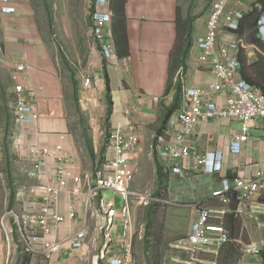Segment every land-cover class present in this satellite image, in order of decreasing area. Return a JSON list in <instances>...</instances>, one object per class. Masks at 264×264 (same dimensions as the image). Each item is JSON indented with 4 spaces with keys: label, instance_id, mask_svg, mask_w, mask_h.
Returning a JSON list of instances; mask_svg holds the SVG:
<instances>
[{
    "label": "crops",
    "instance_id": "1",
    "mask_svg": "<svg viewBox=\"0 0 264 264\" xmlns=\"http://www.w3.org/2000/svg\"><path fill=\"white\" fill-rule=\"evenodd\" d=\"M29 2H0V6L7 4L14 8L0 15V264H23L21 243L18 235L14 239L13 220L7 213L23 210L27 197L30 198L29 188L36 182L27 176L31 161L26 149L31 131L39 130L42 141L49 146L64 133L73 173L95 174L105 160L94 169L90 162L105 141L104 157L111 154L108 147L111 129L119 123L132 126L138 136L137 149L131 157L135 179L145 174L159 183L158 171H162L166 182L164 187L158 184V192L172 197L170 201L176 203L169 204L174 210L179 211L186 205L179 199L196 203L191 209L187 233L196 207L219 204L211 192L222 179L249 177L257 170H264L262 119L252 123L249 139L242 143L240 153H232L229 149L232 134L239 131L237 120L209 119L194 128L188 144L200 153L221 152L224 167L220 174L173 173L170 161L159 155L162 146L174 141L169 122L183 107L184 89L194 84L208 86L214 81L212 71L198 61L197 45L198 38L206 31L211 0H207L208 7L204 10L203 0H109L103 6L97 5L103 2L101 0H81L85 13L81 21L74 15L70 1L64 18L66 23L53 24L52 28L38 23ZM186 2L187 8L183 6ZM57 7L56 3L55 11ZM245 8L246 11L241 0H234L230 7L248 15L261 13L264 0H247ZM99 10L109 11L111 16L104 39L97 40L93 26L94 14ZM183 21H187L186 27L190 28V38ZM248 29V37L256 42L253 39L257 34L256 23H251ZM105 40L112 43L109 54L101 49ZM257 42L260 43L258 39ZM250 47L254 62L255 47ZM259 52L264 56L262 44ZM239 58L243 59V53ZM20 64L24 65V70L19 73L18 81L30 89L26 94L28 104L39 115L29 125H21L14 118L12 76ZM86 77L90 80L88 86L84 84ZM214 99L222 101L223 95H216ZM19 137L21 141L18 142ZM158 185L152 184L153 188ZM150 190L147 188L144 192L148 194ZM143 207H136L133 215ZM225 218L236 221L235 234L241 235L243 242L264 240V225L258 226L256 220L247 216ZM81 221L79 217L77 225ZM261 221L264 224V216ZM118 232L120 234L119 229L116 234ZM95 234L94 225L88 224L82 248L60 253L50 264H90L91 255L101 247V237L95 249L89 246ZM231 245L227 243L221 248L217 264H226V261L264 264V249L260 255H247L240 249L233 251ZM152 251L149 244L142 242L137 251L134 247L136 264H153ZM29 258L30 264H42L37 256Z\"/></svg>",
    "mask_w": 264,
    "mask_h": 264
},
{
    "label": "built area",
    "instance_id": "2",
    "mask_svg": "<svg viewBox=\"0 0 264 264\" xmlns=\"http://www.w3.org/2000/svg\"><path fill=\"white\" fill-rule=\"evenodd\" d=\"M241 1L246 11L247 0ZM107 3L108 0H103L97 5ZM233 3L234 0H211L206 31L198 38L197 45L198 61L212 71L214 81L208 86L186 87L183 107L170 119L174 141L162 146L159 155L170 161L174 173L204 171L220 174L223 171L221 152L200 153L188 144L194 128L202 121L237 120L240 128L232 134L229 149L232 153H240L242 143L249 139L252 123L256 119L264 120V91L242 77V62L238 56L251 47L247 35L239 33L243 13L230 9ZM110 16L106 10L95 12L93 34L97 40L104 39L110 27ZM250 16L257 29L262 26L264 10ZM256 36H259L258 30ZM103 48L110 51L108 41H104ZM17 69L22 71L24 66L18 65ZM85 80L86 83L89 81ZM28 90V86L20 83L14 87V109L21 125H29L39 117L24 98ZM219 94L223 95L222 101L214 99ZM30 133L26 156L31 166L27 176L39 184L29 188L30 198L27 197L20 214L12 210L7 213L15 219L24 250L39 257L42 264H50L60 253L82 248L88 224H93L96 234L89 241L90 248L97 247L99 237L102 241L100 249L91 255L90 264H136L133 255L134 209L147 205L151 199H159L131 190L135 173L131 157L138 145L134 128L119 123L111 129L108 143L111 154L106 156L103 166L95 174L73 173L64 133L53 146L42 141L39 130ZM115 193L122 194L124 200L120 209L115 207ZM211 194L222 206L196 207L189 232L167 243L168 254L163 255L159 264H217L221 248L230 242L237 244L243 254L262 253L264 240L253 243L243 242L239 236L232 237L224 219L227 215L247 216L256 220L258 226L264 225L261 221L264 216V170H257L249 177H226ZM79 217L82 221L77 225ZM118 229L120 235L114 240Z\"/></svg>",
    "mask_w": 264,
    "mask_h": 264
},
{
    "label": "rangeland",
    "instance_id": "3",
    "mask_svg": "<svg viewBox=\"0 0 264 264\" xmlns=\"http://www.w3.org/2000/svg\"><path fill=\"white\" fill-rule=\"evenodd\" d=\"M70 1L72 3V7L74 9V13H75L74 15H76L77 19H80V21H81L83 15L85 14V13H83V4L81 3V0H30L29 4L31 6V9L34 12V17L38 20V23L44 27L48 26V27L52 28L53 24L56 25V24L60 23L61 25H63L64 23H66L64 18H65L67 11H68ZM56 3L58 4L57 11H55V8H54ZM187 4H188V2L184 3L183 6L188 7ZM202 7H203V10L208 7L207 0L206 1L203 0V6ZM186 8H184L185 9L184 11H187ZM187 13H188V11H187ZM87 22H88V19L86 18L85 24ZM257 38H258V36H257ZM251 54H252L251 50H250V52L248 51V52L243 53V59L246 61V64L252 63L253 57H250ZM253 54L256 56L258 53L254 50ZM14 85H15V83H14ZM13 88H14V86H13ZM13 95H14V90H13ZM14 100H15V96H14ZM15 117L17 118L16 112L14 114V118ZM109 141L110 140H108V143H109ZM106 144H107V141H105L103 144H101V146L98 147L97 154L95 153L96 156L94 158H92V160L90 162L91 168L94 169L96 167H99L101 164H103L104 160L106 159V157H104V152L106 151ZM140 171H141L140 173H142V168L140 169ZM153 183H155L157 185L159 184V183H157V181H154L153 177H151L149 179L148 177H146L145 174H142L138 179L137 178L135 179V177H134V181L131 185V190L139 192V189H140L141 192H139V193H143V194H145L144 190H147V188H150L151 192L148 193V195H150L151 197H156L159 199V201H155V200L151 199L149 201V203L147 205H145V207L142 206L143 207L142 209H140V208L137 209V213L135 215H133L134 216V245H135L134 247H135V251H137L138 245L141 242L143 244H147V245L149 244V246L152 248H153V245H155L157 247L156 251L158 254V261H159V259L162 258L163 255H165V253L168 254V246H167L168 241L170 242V240L172 241L175 238H179V237L183 236L185 233H187L186 228L190 224L189 220L191 217V209H193V205H195L196 203L194 202L191 204L190 200H188V199H185L184 201H183V199H179L180 203L186 204V205L191 204V205H189L190 207L188 205L187 206L184 205L185 206L184 208H181L179 211H176L169 204L170 202H172V201H170V199L172 197H167V196L162 195L161 192H158L159 191L158 190L159 185L155 186L153 188V186H152ZM135 184H137V186H138L137 188H136ZM145 184H147L146 185L147 187L143 189ZM169 185L171 186V184H169ZM22 197H23V195H22ZM114 198H115V207L117 209H120L122 207V205L124 204L122 194L115 193ZM173 199H175V198L173 197ZM172 203H176V202H172ZM203 204L199 203V205H203ZM213 205L217 206L218 204L213 203ZM18 214H20V213H18ZM135 219H137V220H135ZM237 219H240V218H237ZM12 220H13L12 228L14 230L13 235H14V239L16 240L15 236L18 235V232L16 231V229L14 227V226H16L15 219L12 218ZM120 224L121 223H118V225H120ZM225 226L227 227L226 224H225ZM227 229H228V227H227ZM175 232H176V235H174ZM118 235H120L119 232L117 233V235H115L113 237V239L114 240L117 239ZM230 235H231V233H230ZM237 236H241V235L238 234ZM20 243L22 244L21 240H20ZM21 244H19V247L24 249L23 245H21ZM23 249H22V252H23L22 257L27 256V258H28L27 264H30V258L29 257L32 255H30L26 250H23ZM238 249H239V246H238ZM152 253H153V251H152ZM149 255H150V253H149ZM146 256H148V254H146Z\"/></svg>",
    "mask_w": 264,
    "mask_h": 264
},
{
    "label": "trees",
    "instance_id": "4",
    "mask_svg": "<svg viewBox=\"0 0 264 264\" xmlns=\"http://www.w3.org/2000/svg\"><path fill=\"white\" fill-rule=\"evenodd\" d=\"M251 14L248 15V13H244L242 19L240 20V27H239V33H243L247 35L248 43L249 45H253L255 47L256 52L258 53L255 56V61L246 64V61L244 59L241 60L242 62V77L244 80L248 81L250 84L254 86L260 87L264 91V56L260 54L259 48L261 47V40L255 36L253 39H256V42H252V39H250L249 36V29L248 26L253 22V19L250 17ZM183 24L185 25L186 31L188 32V38L191 37L190 35V28L188 29L187 26V21H183ZM253 24V23H252ZM255 27V26H254ZM256 29V28H255ZM114 36V33H113ZM257 39L259 40L258 43ZM115 42V41H114ZM115 44V43H114ZM248 62V61H247ZM165 174L162 171H158V176H159V183L162 187L165 186L166 182V177L164 176ZM230 216L234 219H237L233 215H227ZM226 216V217H227ZM226 220V218H225ZM226 225L231 233L232 237H236L237 235L235 234V229L237 228L236 221L233 219H227L226 220ZM153 241V240H152ZM232 245V250L237 252L238 251V245L231 243ZM23 249V248H22ZM24 250V249H23ZM157 247L153 245V264H157L158 260V254H157ZM28 258L27 256L23 257V264H27ZM226 264H230L226 261Z\"/></svg>",
    "mask_w": 264,
    "mask_h": 264
},
{
    "label": "bare ground",
    "instance_id": "5",
    "mask_svg": "<svg viewBox=\"0 0 264 264\" xmlns=\"http://www.w3.org/2000/svg\"><path fill=\"white\" fill-rule=\"evenodd\" d=\"M101 1H103V0H101ZM0 2H2V3H5L6 1H3V0H0ZM9 6H7V5H3V6H0V15H2V14H4V13H8V12H10L11 10H7V8H8ZM259 28H263V32L262 33H259V36H258V39H260L261 40V42H262V46H263V50H264V18L262 19V26H260ZM259 28L257 29L258 31H259ZM94 36H95V34H94ZM110 39H111V41H112V38L110 37ZM103 44H104V41H103V43H102V51L103 52H105L106 54H109V53H111L112 52V43H108L109 44V46H110V51H105L104 50V48H103ZM250 46H252L253 47V45H250ZM238 59L240 60V58H239V56H238ZM20 65H22V64H20ZM17 67H18V65H17ZM17 67H16V71L17 72H15V74L12 76V78H13V80H14V83H15V85L16 84H18V83H20V84H22L20 81H18V77H19V73L21 72V71H19L18 69H17ZM24 70V69H23ZM86 79H89V78H86ZM85 82V84H88L89 83V81L86 83V80H84ZM246 81V80H245ZM247 83H249L248 81H246ZM250 84V83H249ZM15 85H14V87H15ZM22 85H24V84H22ZM25 86V85H24ZM256 88H260V87H258V86H255ZM29 89V88H28ZM13 90H14V88H13ZM30 90V89H29ZM28 90V91H29ZM262 90V89H261ZM263 91V90H262ZM14 96H15V92H14ZM24 98H25V100L27 101V97H26V94L24 95ZM28 105V104H27ZM30 106V105H29ZM14 107H15V100H14ZM180 109V108H179ZM179 112V111H178ZM17 114V118L19 117V114L18 113H16ZM37 114V112L35 111V115ZM168 122V121H167ZM239 128H240V126H239ZM168 132V131H167ZM110 140V139H109ZM133 157V156H132ZM102 167V166H101ZM170 170H171V168H170ZM172 171V170H171ZM174 173V172H173ZM184 174V173H183ZM36 185L37 184H39V181H36V183H35ZM212 193V192H211ZM211 196H212V194H211ZM19 197V199H22V198H20V196H18ZM213 197V196H212ZM215 199V198H214ZM22 200H25V199H22ZM216 201L219 203L217 206H222V204L216 199ZM212 206H216V205H212ZM199 207H206V206H199ZM208 207V206H207ZM239 218V217H238ZM246 218V217H245ZM263 222V221H262ZM224 223H225V219H224ZM16 227H17V224H16Z\"/></svg>",
    "mask_w": 264,
    "mask_h": 264
},
{
    "label": "clouds",
    "instance_id": "6",
    "mask_svg": "<svg viewBox=\"0 0 264 264\" xmlns=\"http://www.w3.org/2000/svg\"><path fill=\"white\" fill-rule=\"evenodd\" d=\"M108 2H109V0H108ZM259 32L262 33L263 32V28H259Z\"/></svg>",
    "mask_w": 264,
    "mask_h": 264
}]
</instances>
